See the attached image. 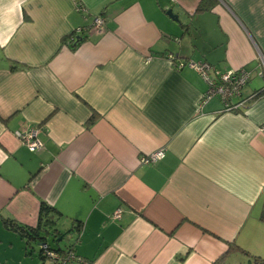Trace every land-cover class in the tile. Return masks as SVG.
<instances>
[{
	"label": "crops",
	"instance_id": "0c3cea01",
	"mask_svg": "<svg viewBox=\"0 0 264 264\" xmlns=\"http://www.w3.org/2000/svg\"><path fill=\"white\" fill-rule=\"evenodd\" d=\"M95 16L101 30L71 49ZM169 53L247 69L231 99L244 104L199 109L206 82ZM262 90L264 0H0V264H50L1 220L35 227L41 202L70 234L57 248L91 264H212L231 246L220 264L264 257ZM30 127L42 149L17 138Z\"/></svg>",
	"mask_w": 264,
	"mask_h": 264
},
{
	"label": "built area",
	"instance_id": "2783aa9c",
	"mask_svg": "<svg viewBox=\"0 0 264 264\" xmlns=\"http://www.w3.org/2000/svg\"><path fill=\"white\" fill-rule=\"evenodd\" d=\"M77 9L79 8L77 7ZM103 24L104 19L101 16H95L89 28H78L73 34L77 35L89 29L101 30ZM166 57L171 60L177 69L184 66L195 69L206 82L207 88L199 102V109L212 97L219 98L224 106V111L236 109L239 105L244 104L243 101L231 102L233 97L240 94L241 89L250 78V72L244 67L213 74L211 72L212 66L208 62L177 59L172 53L167 54ZM261 130H264V125L261 126ZM38 131V127H30L16 131L15 134L29 151H36L43 148V143L38 137ZM164 156L165 150L159 148L146 154H140L138 163L140 165H150L161 160ZM121 213L122 209L118 207L113 211L111 218L119 219ZM37 248L39 256L50 264H91V261L76 255L72 249L51 247L47 242H39Z\"/></svg>",
	"mask_w": 264,
	"mask_h": 264
},
{
	"label": "trees",
	"instance_id": "16d2710c",
	"mask_svg": "<svg viewBox=\"0 0 264 264\" xmlns=\"http://www.w3.org/2000/svg\"><path fill=\"white\" fill-rule=\"evenodd\" d=\"M200 10H201V6L200 4H198L197 11H200ZM82 40L83 38L81 36L72 33L65 37L64 42H66L67 45L70 46L71 49H74V47L77 44H79ZM257 94L258 95L264 94V90L257 92ZM93 120H94V116H92L88 120L87 124L91 125L93 123ZM59 217H61V213L58 210H56L53 207H50L44 202H41L39 206L38 221L35 227L21 225L12 218L2 217L1 220H2L3 225L7 229L15 231L20 237L26 239V245H28L29 247L30 242H33V241H36L38 243L47 242L46 235L49 230H50L53 240L56 241L57 237L60 235L61 232L53 227L56 225L57 219ZM259 220L264 222V207H262ZM75 227L77 228L78 231L80 230V224L76 225ZM235 247L231 246V249L228 248V250L224 254H222L219 258H217L212 264H220L222 261L226 259L230 250L234 249ZM241 251L243 254L247 256L246 264H264V257L258 256V255H251L245 250H241Z\"/></svg>",
	"mask_w": 264,
	"mask_h": 264
},
{
	"label": "rangeland",
	"instance_id": "374dc122",
	"mask_svg": "<svg viewBox=\"0 0 264 264\" xmlns=\"http://www.w3.org/2000/svg\"><path fill=\"white\" fill-rule=\"evenodd\" d=\"M53 228H56L58 231H60L59 229L61 228H59V225H57V226H54ZM61 233H60V235L63 233V231H60ZM59 235V236H60ZM69 236H70V234H65V236H63V238L60 240V241H58V242H56V241H54L53 240V238H52V236H49L48 238H46V240H47V242H48V244L50 245V246H52V247H59V246H61L62 248H64L66 245H67V242H68V240H69ZM32 247H34L35 248V245L34 244H32ZM241 254V253H240ZM244 255L242 254V262H239V261H237V260H234L233 262H231L230 264H246V262H247V257H246V259L243 257Z\"/></svg>",
	"mask_w": 264,
	"mask_h": 264
},
{
	"label": "water",
	"instance_id": "95a60500",
	"mask_svg": "<svg viewBox=\"0 0 264 264\" xmlns=\"http://www.w3.org/2000/svg\"><path fill=\"white\" fill-rule=\"evenodd\" d=\"M167 14H168L170 17H173V14H172L171 10H167ZM65 234H67V231L63 232L60 236H58L57 239H56V242L60 241V240L63 238V236H65ZM38 244H39V243H37V245H38ZM59 249H60V248H59Z\"/></svg>",
	"mask_w": 264,
	"mask_h": 264
},
{
	"label": "flooded vegetation",
	"instance_id": "af4514ba",
	"mask_svg": "<svg viewBox=\"0 0 264 264\" xmlns=\"http://www.w3.org/2000/svg\"><path fill=\"white\" fill-rule=\"evenodd\" d=\"M49 236H51L50 230L48 231L46 238H48Z\"/></svg>",
	"mask_w": 264,
	"mask_h": 264
}]
</instances>
